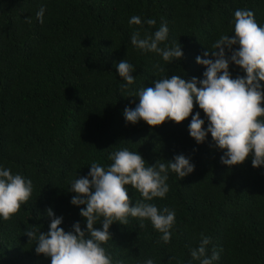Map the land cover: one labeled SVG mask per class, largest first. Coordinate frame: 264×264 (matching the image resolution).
Segmentation results:
<instances>
[{"label":"trees","instance_id":"trees-1","mask_svg":"<svg viewBox=\"0 0 264 264\" xmlns=\"http://www.w3.org/2000/svg\"><path fill=\"white\" fill-rule=\"evenodd\" d=\"M41 7L43 24L36 18ZM237 9L253 11L264 26V0H0V168L33 183L19 212L7 221L0 217V264H51V257L36 253L38 241L25 234L33 226L45 234L50 230L48 209L62 218L66 232H74L77 222L87 232L80 214L86 205L71 203L76 195L71 185L81 177L91 179L93 162L110 166V155L123 149L141 154L146 166L183 155L194 171L181 179L169 169L168 193L151 201L125 186L131 206L140 201L168 208L176 220L168 243L150 220L143 228L131 216L127 225L113 223V239L102 245L113 264L147 259L200 264L191 251L199 247L201 234L211 241L207 255L219 253L213 264H264V165L253 167L251 157L231 167L222 163L226 150L210 132L202 144L191 137V116L152 127L143 120L133 124L124 114L136 108L138 92L154 87L156 79L202 80L206 67L197 57L214 59L204 53L221 35H235ZM132 16L156 24L130 25ZM164 24L169 35L160 47L180 43L184 53L172 63L131 43L134 32L144 38ZM226 54L231 56L227 49ZM123 60L134 68L131 85L116 67ZM229 72L233 79L246 76L231 62ZM196 112L207 130L198 103L192 115ZM102 219L95 225L99 230Z\"/></svg>","mask_w":264,"mask_h":264},{"label":"clouds","instance_id":"clouds-1","mask_svg":"<svg viewBox=\"0 0 264 264\" xmlns=\"http://www.w3.org/2000/svg\"><path fill=\"white\" fill-rule=\"evenodd\" d=\"M44 12L41 7L36 13L41 24ZM234 16L235 35H221L212 50L204 53L205 57L214 59L197 57V63L206 67L202 80L193 77L186 81L180 75L156 79L154 87H145L138 92L136 108L125 109L124 114L133 124L143 120L152 127L169 120L179 124L191 116V137L202 144L210 132L216 145L226 150L221 157L222 163L231 167L243 164L251 157L253 167L259 168L264 165V86L261 85L264 81V26L256 22L251 10L237 9ZM26 20L31 23L30 17ZM143 23L152 27L156 21H142L139 16H132L129 20L130 25L142 26ZM168 35L169 29L164 24L154 34L146 33L144 38L140 37L139 31L134 32L131 43L146 52L158 53L164 61L172 63L181 59L184 53L180 43L160 47L168 40ZM237 45L238 48H234ZM226 49L231 52L230 57ZM230 62L240 66L246 76L233 79L229 72ZM116 67L128 85L134 83L133 65L123 60ZM196 103L208 118L207 130L200 113L192 115ZM109 159L114 162L107 168L93 162L89 172L91 179L81 177L71 185V191L76 193L71 203L86 205L80 214L86 218L87 232L82 230L79 222L74 225V232H66L60 227L62 218L55 217L51 209L47 215L53 219L46 234L36 226L27 229L25 234L30 240L38 241L36 253L51 257V264H113L111 255L102 245L113 239L109 231L111 225L115 222L127 225L129 216L140 219V228L144 227V220H150L162 233L161 239L170 242L175 212L168 208L161 211L155 204L140 201L131 206L125 186L131 185L138 190L145 201L164 198L169 191L166 183L169 169L183 179L194 171V165L185 156L178 155L174 162L146 166L141 154L128 149L116 151ZM32 192L31 179L14 175L11 169L0 168V217L6 221L11 219L21 205L29 201ZM101 217L103 229L99 230L95 225ZM201 236L199 247L192 249L191 256L200 264H213L219 260V253L213 250L209 257L210 238ZM145 264H154V261L147 259Z\"/></svg>","mask_w":264,"mask_h":264}]
</instances>
